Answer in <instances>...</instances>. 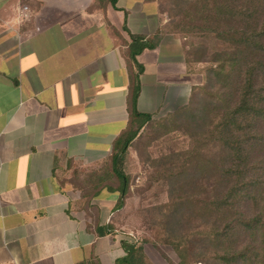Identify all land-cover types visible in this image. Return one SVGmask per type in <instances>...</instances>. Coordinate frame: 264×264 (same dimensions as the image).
Listing matches in <instances>:
<instances>
[{
  "label": "crops",
  "instance_id": "0c3cea01",
  "mask_svg": "<svg viewBox=\"0 0 264 264\" xmlns=\"http://www.w3.org/2000/svg\"><path fill=\"white\" fill-rule=\"evenodd\" d=\"M105 1L0 0V264H124L110 181L128 123L124 26L155 42L136 55L138 110L172 111L203 82L158 0Z\"/></svg>",
  "mask_w": 264,
  "mask_h": 264
},
{
  "label": "trees",
  "instance_id": "16d2710c",
  "mask_svg": "<svg viewBox=\"0 0 264 264\" xmlns=\"http://www.w3.org/2000/svg\"><path fill=\"white\" fill-rule=\"evenodd\" d=\"M107 1L116 8L117 0ZM211 1L213 14L209 15L216 21H210L207 29L225 47L212 58L216 65L211 70V92L206 89L208 85L203 89L194 86L187 103L174 112L195 130L189 134L195 146L188 152L190 158L185 155L176 170L183 182L171 183L169 214L176 227L169 242L177 250L179 264H187L188 260L186 249L178 247L193 234L198 235V241L206 238L216 247L208 257L211 264H238L244 260L260 264L264 262V0ZM208 5L209 0H201L199 11L209 10ZM199 11L196 9V13ZM124 30L130 38L124 40L128 123L114 140L110 158V181L113 190L120 192L115 209L122 207L128 187V176L122 168L124 154L153 115L137 108L143 66L136 55L153 48L155 42L130 34L125 26ZM166 30L164 27L163 31H170ZM201 90L209 99L194 105L195 92ZM100 173V177L105 174ZM199 174L205 175V184ZM201 203L208 219L204 225L209 229H191L183 235L185 225L190 229L185 210L197 211ZM248 228L252 245H240V234ZM124 235L121 245L126 255L119 263L143 264L141 246ZM195 259L206 264L201 257Z\"/></svg>",
  "mask_w": 264,
  "mask_h": 264
},
{
  "label": "rangeland",
  "instance_id": "374dc122",
  "mask_svg": "<svg viewBox=\"0 0 264 264\" xmlns=\"http://www.w3.org/2000/svg\"><path fill=\"white\" fill-rule=\"evenodd\" d=\"M158 2L159 8L169 20L165 29L171 32L166 31L184 39V57L189 67L195 65L194 68L202 71L204 75L199 87L203 89L208 85L206 89L211 92L210 85L213 81L211 70L216 65L212 58L225 47L215 38V33H210L207 29L210 21H216L213 12L210 11L212 1L209 0V10L205 12L199 11L201 0H158ZM196 9L199 13H196ZM213 25H216V22H213ZM27 27L29 26L26 24L21 25L20 33ZM208 97L205 90L195 92L194 105L208 100ZM179 108L180 106L172 111L153 114L151 121L145 125L138 138L128 148L122 161V168L128 176V187L117 220L120 229L117 234L119 236L126 234L131 242L141 246L144 262L145 257L156 264H179L180 261L176 248L169 242L176 227L175 221L171 222V214H169L172 210L170 191L171 183L183 182L177 177L176 170L182 166L180 160L184 161V156H188V152L195 146L189 137L190 132L195 130L184 123L180 114L174 113ZM190 166L188 164V167ZM190 173L191 171L188 172V178H191ZM201 176L204 177L205 184V175L199 174V177ZM173 196L176 197L177 193H173ZM200 206L197 211L189 208L185 210V219L190 221V229H185L188 226L185 225L183 235L187 233L185 231L191 229L197 231L209 229L204 225L208 222L205 217L206 209L203 203ZM250 232L251 229L248 228L244 234H240L238 240L240 245H252V241H249L253 238ZM197 236L195 234L187 236L189 239L178 249L181 250L182 246L186 249L187 264H204L196 260L197 257H201L206 264H211L208 257L216 247L209 245L206 238L198 241ZM238 264L249 263L244 260Z\"/></svg>",
  "mask_w": 264,
  "mask_h": 264
}]
</instances>
